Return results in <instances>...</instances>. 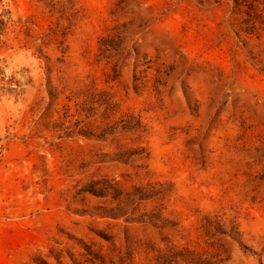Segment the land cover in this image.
Wrapping results in <instances>:
<instances>
[{
	"label": "rangeland",
	"instance_id": "374dc122",
	"mask_svg": "<svg viewBox=\"0 0 264 264\" xmlns=\"http://www.w3.org/2000/svg\"><path fill=\"white\" fill-rule=\"evenodd\" d=\"M0 264H264V0H0Z\"/></svg>",
	"mask_w": 264,
	"mask_h": 264
}]
</instances>
